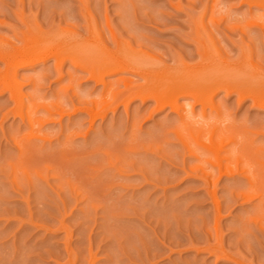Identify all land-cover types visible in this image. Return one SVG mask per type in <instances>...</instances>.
<instances>
[{
    "label": "rangeland",
    "instance_id": "374dc122",
    "mask_svg": "<svg viewBox=\"0 0 264 264\" xmlns=\"http://www.w3.org/2000/svg\"><path fill=\"white\" fill-rule=\"evenodd\" d=\"M263 12L243 0H0V48L54 44L65 57L19 67L21 98L4 89L0 59V264H264V195L246 172L217 178L211 165L210 185L176 110L116 101L142 72L105 74L104 87L69 58L136 53L157 70L183 67L179 81L195 86L263 87ZM218 88L212 117L264 150V106Z\"/></svg>",
    "mask_w": 264,
    "mask_h": 264
},
{
    "label": "bare ground",
    "instance_id": "6f19581e",
    "mask_svg": "<svg viewBox=\"0 0 264 264\" xmlns=\"http://www.w3.org/2000/svg\"><path fill=\"white\" fill-rule=\"evenodd\" d=\"M243 1L250 6L258 5L264 8V0H243ZM261 16H263V18L255 17L256 19L254 21L256 22L258 21L257 23L258 25L260 24L264 26V15L261 14ZM54 46H55L54 44L52 45L45 44V45L33 46L34 48L29 47L23 51L16 49L14 50L12 48H5V47L0 48V59L4 61L6 66V69L4 71L5 72L4 78L3 76L1 77L3 79H5L6 77L12 78V81L10 83L9 82L7 83L8 79H5L6 82L5 84H3L5 85L4 89H8L11 92L12 96L16 98H21L23 95L21 92L22 85L16 78L17 75L16 72L19 69V67L25 66L26 64L29 65L30 63L36 60L44 59L48 56H53L56 60V63L60 65V63H62V61L65 60V57L62 56L57 50H55ZM107 54L108 55L105 54L101 56L97 53H94V51L93 53L92 52L88 53L85 51L84 53L75 51L69 55V58L73 62V64L85 69L89 73L91 78H93L95 81L101 82L104 87H107V82L105 81L104 78L105 74H109L112 72H116L117 70H124V69H135L140 71V73L142 72L145 79V83L140 87L133 88L128 82H126L125 90L127 95L122 94V97L124 96L125 97L123 99H120L119 95L121 93L118 92L116 94L117 96L116 99L118 100L116 99L115 100L116 101L120 100L126 107L128 106L127 104L129 100L134 96L135 97L139 96L142 100L145 98L147 99V97H152L156 101L157 107L169 105L172 109L176 110V112L179 113L180 117L182 118L187 134L186 138L189 139L188 147L192 150L191 152L197 155L203 152L200 154L202 155V157L200 159L201 160L200 164L198 165L197 168L201 170L202 178H205V181H208L210 183L211 180L215 177L214 175L215 174L217 175V172H218V176H217L218 178L219 176H221V174L229 175L233 173L232 175H234L235 174L234 172L239 173L241 172L240 170L243 169V171L246 172L247 177H249L248 178L250 179L249 181L250 182L252 181L251 184L254 183L256 185L254 186L253 184L254 190L259 187L258 190H256L257 192L254 191V193L252 194L257 193L258 195L260 194L261 197L262 195H264V160H263L264 158H260L261 156L260 152L262 151L263 153L264 150L260 149V147L259 149L261 151H258L259 149L257 150L256 148H253V144L248 139V137L247 136L245 137L244 134H240L238 132L239 126L237 125V123H235L234 119L233 122H231L230 124L229 122L228 124H226V122L228 121V120L226 121V119L219 120V118L221 117H219L217 120L216 116H219L220 113L222 115L223 111L220 112L219 107L216 105V103L213 100L214 99L213 94L216 91V89L218 87H219L218 89H220L223 86V88L225 87V90H227L228 92H230V90L232 89H236L239 93V98L241 99L242 97L249 95L252 97L253 101L256 104L260 106H264V86H263L264 81H262L263 87H256L249 90L242 88L240 89V87L237 86L239 87L238 89L236 85L232 83V81H226V80H217V81L214 80L212 82L211 80L207 79L208 81H206V84H204L205 82L203 81L204 86L200 84V81H198L197 84H200V86H202L200 87L198 85L195 86L196 85L195 83H193L194 84L193 85L192 83L190 84L185 82V80L187 79L185 80L183 79L184 81H179L178 76L179 74L183 73V72L181 73V70L183 68V67L181 68V66L177 67L176 69L163 68L157 70L154 67V65H152L151 63L149 62L146 63L149 59H147V61L145 62L146 59L144 60L140 55H137L136 53L127 56L125 55L116 56L112 54L110 55L109 53ZM250 71H248L249 74L251 73L250 77H253V79H255L256 81L255 76L258 77L259 72L257 73V71L255 70L254 71L252 70L251 72ZM243 72H247V71L243 70ZM250 77L248 76V78ZM187 81H190V79ZM195 81L197 82V80ZM3 82L4 80L2 81V83ZM170 83L171 85L173 84L174 85L170 87V89L168 90ZM165 86L167 87V91L165 90L166 89ZM179 96L189 97V99L187 100L188 103L185 104L186 106L182 105L181 103H178ZM195 104H199L200 106L199 113L198 115H196L197 117L196 116L193 117L195 113L194 112ZM113 105L116 106V104ZM115 106L113 107L109 106V107L110 108L112 107L114 109ZM179 106L181 107V109H178ZM45 107L50 115L53 112L52 109L55 108L56 106L54 107V105H49ZM57 107L59 108V105H57ZM60 107L62 108V113L66 112L63 106ZM212 111H214L213 115L211 114ZM34 112H36V110ZM104 114L105 111L98 114H94L93 118L97 115L105 116ZM214 115L216 116L212 117ZM224 120L225 123L222 122ZM32 121L35 122L37 120L33 119ZM214 138H216L215 141ZM204 155L207 158L205 160L202 159ZM211 165L216 167L214 171L213 169H211L213 168L211 167ZM211 170L214 172V175L213 172H211ZM215 171L217 172L215 173ZM217 180L218 179L214 178L213 181L217 182ZM212 183L216 184L214 182ZM252 194H250L251 197L249 198L255 196ZM213 197H214L215 205L218 208L219 202L215 198L214 190H213ZM216 248L214 247V249ZM219 253L221 252L219 251ZM220 255L223 254L221 253Z\"/></svg>",
    "mask_w": 264,
    "mask_h": 264
}]
</instances>
